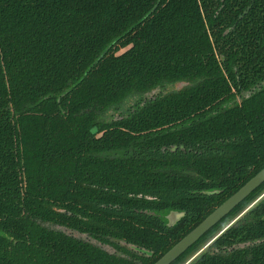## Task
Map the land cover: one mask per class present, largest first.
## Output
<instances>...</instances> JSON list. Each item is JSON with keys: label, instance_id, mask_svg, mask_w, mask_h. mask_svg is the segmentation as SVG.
Returning <instances> with one entry per match:
<instances>
[{"label": "trees", "instance_id": "1", "mask_svg": "<svg viewBox=\"0 0 264 264\" xmlns=\"http://www.w3.org/2000/svg\"><path fill=\"white\" fill-rule=\"evenodd\" d=\"M263 168L264 0H0V264H153ZM262 192L172 264H264Z\"/></svg>", "mask_w": 264, "mask_h": 264}, {"label": "water", "instance_id": "2", "mask_svg": "<svg viewBox=\"0 0 264 264\" xmlns=\"http://www.w3.org/2000/svg\"><path fill=\"white\" fill-rule=\"evenodd\" d=\"M264 183V168L248 180L235 193L227 198L222 204L215 208L204 220H202L193 230L180 239L165 254H163L153 264H172L176 259L183 255L191 246L201 239L209 230L216 226L223 218L232 212L240 203H242L253 191ZM264 204V198L261 200ZM182 214L171 213L169 223L172 225ZM129 246L138 253H148L143 249L122 243Z\"/></svg>", "mask_w": 264, "mask_h": 264}, {"label": "rangeland", "instance_id": "3", "mask_svg": "<svg viewBox=\"0 0 264 264\" xmlns=\"http://www.w3.org/2000/svg\"><path fill=\"white\" fill-rule=\"evenodd\" d=\"M184 85V83H177L175 84V86H169V87H164L163 88V92L168 91L172 88H180ZM160 89H156L148 94H146V97H151L153 95H155L156 93L160 92ZM136 100V97L134 96H130L128 97L124 103L118 108V110L116 111H110L109 112V117H113L116 118L119 116V113H125L127 108L130 107V105L132 103H134V101ZM264 198V192L261 193L260 196L254 198L249 204L245 205L242 209H240L239 211H237L234 215H231L227 220H225V222H223L222 224H220L217 227H222V229H225V227H230L231 225H234L241 217H243L246 212H248L254 205H256L259 201H261ZM56 229H60L58 227H55ZM221 229V230H222ZM63 230V229H61ZM67 233L73 235L75 238H79L81 240H87L88 242L99 246L100 248H102L103 250L107 251L108 253L111 254H117V255H124L120 252H116L112 247L109 246H103L93 240H90L88 237H86L85 235H79L77 233L74 232H70V231H66ZM221 232V231H217ZM216 233V232H215ZM216 233V234H217ZM214 234V236L216 235ZM121 245H123L122 243H120ZM210 244V242H208L207 244H204L203 246H201L200 248H197L196 250H194L190 255H187V257L180 262V264H190V262L197 257L201 252H204L208 249V245ZM124 246V245H123ZM127 249L132 250V248H130L129 246H125ZM133 251V250H132Z\"/></svg>", "mask_w": 264, "mask_h": 264}]
</instances>
